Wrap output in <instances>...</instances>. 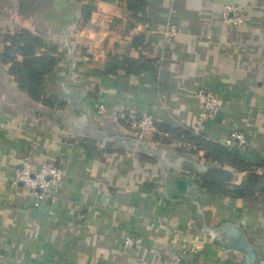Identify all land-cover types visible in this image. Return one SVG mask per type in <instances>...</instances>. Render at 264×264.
I'll return each instance as SVG.
<instances>
[{
    "label": "crops",
    "instance_id": "obj_1",
    "mask_svg": "<svg viewBox=\"0 0 264 264\" xmlns=\"http://www.w3.org/2000/svg\"><path fill=\"white\" fill-rule=\"evenodd\" d=\"M24 33L56 46L40 99L3 58ZM200 86L220 99L215 118H198ZM143 113L158 125L144 143ZM237 128L248 149L227 146ZM28 156L62 168L49 195L18 180ZM180 156L234 178L186 172ZM246 165L264 174V0H0V264H264V193L233 191Z\"/></svg>",
    "mask_w": 264,
    "mask_h": 264
},
{
    "label": "built area",
    "instance_id": "obj_2",
    "mask_svg": "<svg viewBox=\"0 0 264 264\" xmlns=\"http://www.w3.org/2000/svg\"><path fill=\"white\" fill-rule=\"evenodd\" d=\"M242 12L243 7L241 5L226 4L223 13L226 20L240 24L244 22ZM233 13H235V15ZM196 100L199 107L198 118L200 120L215 118L219 113L220 99L215 92L209 88L200 86L196 91ZM104 109L102 105L101 112H104ZM131 127L139 132V140L143 143L144 135L148 133L153 134L158 131L156 119L150 113H143L140 117L131 121ZM250 142L249 135L241 128L232 130L226 140L227 146H235L242 149H248ZM62 178V168L47 162L36 166L30 156L24 160L23 167L19 170L18 176V180L22 181L26 187H29L35 194L41 197L49 195L53 186L58 184ZM140 241L139 235L132 233L127 236L123 245L126 249H129L131 246L140 243Z\"/></svg>",
    "mask_w": 264,
    "mask_h": 264
},
{
    "label": "trees",
    "instance_id": "obj_3",
    "mask_svg": "<svg viewBox=\"0 0 264 264\" xmlns=\"http://www.w3.org/2000/svg\"><path fill=\"white\" fill-rule=\"evenodd\" d=\"M127 2L128 7L132 10H141L144 5V0H127ZM16 38L22 40L14 39L13 45L8 46L3 52V58L5 61H12L11 71L16 75L20 86L33 98L40 99L44 92L45 78L57 61L56 46H52L46 52H40V40L32 33L20 34ZM18 55L22 56L21 60L17 59ZM153 137L159 138L157 134H154ZM200 139L192 136L187 138L193 145L203 144L204 141ZM214 151H221L220 146H215ZM236 165L240 166L239 164ZM246 168L249 170L247 185H237L233 190L234 193L248 196L253 194L258 187L264 193V174L253 171L251 166L246 165Z\"/></svg>",
    "mask_w": 264,
    "mask_h": 264
},
{
    "label": "water",
    "instance_id": "obj_4",
    "mask_svg": "<svg viewBox=\"0 0 264 264\" xmlns=\"http://www.w3.org/2000/svg\"><path fill=\"white\" fill-rule=\"evenodd\" d=\"M177 163L184 171L208 180L226 182L234 178V172L231 169L223 165L205 162L199 158L180 156Z\"/></svg>",
    "mask_w": 264,
    "mask_h": 264
}]
</instances>
